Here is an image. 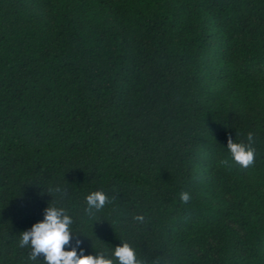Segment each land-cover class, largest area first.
I'll return each mask as SVG.
<instances>
[{
  "label": "trees",
  "instance_id": "16d2710c",
  "mask_svg": "<svg viewBox=\"0 0 264 264\" xmlns=\"http://www.w3.org/2000/svg\"><path fill=\"white\" fill-rule=\"evenodd\" d=\"M53 199L85 255L264 264V0H0V264Z\"/></svg>",
  "mask_w": 264,
  "mask_h": 264
},
{
  "label": "clouds",
  "instance_id": "9594fccd",
  "mask_svg": "<svg viewBox=\"0 0 264 264\" xmlns=\"http://www.w3.org/2000/svg\"><path fill=\"white\" fill-rule=\"evenodd\" d=\"M246 141H234L231 136L227 139V157L219 161V165L231 168L235 165L247 169L255 163L256 149L254 133H247ZM55 196L61 193L59 187H49L46 190ZM181 204L187 205L192 200V195L187 190L178 193ZM111 202L109 196L103 191H93L86 195L84 209L89 218H95ZM59 201L53 199L44 209L43 220L34 223L30 229L20 233L18 246L29 248L28 260L37 261L42 256V264H144L137 257L136 250L128 243L122 242L114 249L101 250L96 255H85L80 247L82 241L75 240L72 244L74 223L73 216L63 206H58ZM142 220V217H135ZM70 248V250H66ZM79 249V251H78Z\"/></svg>",
  "mask_w": 264,
  "mask_h": 264
}]
</instances>
